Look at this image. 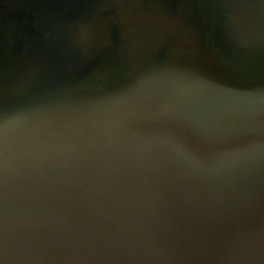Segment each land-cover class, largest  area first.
<instances>
[{
  "label": "water",
  "instance_id": "water-1",
  "mask_svg": "<svg viewBox=\"0 0 264 264\" xmlns=\"http://www.w3.org/2000/svg\"><path fill=\"white\" fill-rule=\"evenodd\" d=\"M0 264H264V0H0Z\"/></svg>",
  "mask_w": 264,
  "mask_h": 264
},
{
  "label": "rangeland",
  "instance_id": "rangeland-1",
  "mask_svg": "<svg viewBox=\"0 0 264 264\" xmlns=\"http://www.w3.org/2000/svg\"><path fill=\"white\" fill-rule=\"evenodd\" d=\"M9 28V27H8Z\"/></svg>",
  "mask_w": 264,
  "mask_h": 264
}]
</instances>
